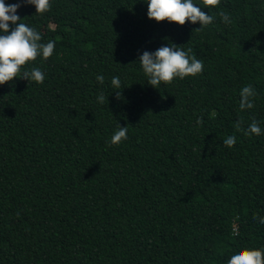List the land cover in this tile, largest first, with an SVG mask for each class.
<instances>
[{"label": "trees", "instance_id": "obj_1", "mask_svg": "<svg viewBox=\"0 0 264 264\" xmlns=\"http://www.w3.org/2000/svg\"><path fill=\"white\" fill-rule=\"evenodd\" d=\"M194 3L214 17L200 31L149 19L145 0L17 10L55 49L21 69L42 84L0 85V264H225L264 249V0ZM172 44L203 71L153 87L138 57ZM253 119L260 135L236 129ZM119 124L127 139L113 145Z\"/></svg>", "mask_w": 264, "mask_h": 264}, {"label": "clouds", "instance_id": "obj_2", "mask_svg": "<svg viewBox=\"0 0 264 264\" xmlns=\"http://www.w3.org/2000/svg\"><path fill=\"white\" fill-rule=\"evenodd\" d=\"M148 6L147 16L157 22L168 21L183 26L190 21L193 24L199 22L201 27L194 29L200 31L203 27L211 24L214 17L202 10L200 6L194 3V0H145ZM220 0H202L205 8L216 7ZM24 4L35 5L36 13L43 14L51 7L50 0H18L17 3L6 4L5 0H0V85L14 81L19 77L28 82L34 81L42 84L45 79L44 73L38 68L33 67L30 70L23 71L29 62L35 61L38 56L47 60L52 56L55 49V41L41 42V34L33 27L21 22V17L17 10ZM225 24H230L231 19L227 13L220 12ZM14 25V27H12ZM188 51L172 44L171 46H161L154 52L144 51L138 57L143 72L147 77V83L158 88L161 83H171L175 78L184 79L187 76H195L203 71V62L195 56H190ZM97 81L104 83V76L97 75ZM111 84L115 90L121 87V81L118 76L111 79ZM256 95L251 84L244 86L240 91L239 108L241 110L254 107L251 99ZM117 99L122 98V92L116 91ZM98 102H105V95H98ZM198 124H202V118L198 119ZM242 121L237 122L235 127L243 131L245 135L261 134V128L258 122L253 119L247 129L241 128ZM127 127L119 124L117 130L111 136L110 143L119 144L127 139ZM223 143L231 148L236 143V137L229 135L223 140ZM254 219H259L264 223V218H259L254 214ZM225 264H264V249L241 247L238 251L226 259Z\"/></svg>", "mask_w": 264, "mask_h": 264}]
</instances>
